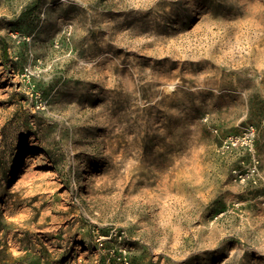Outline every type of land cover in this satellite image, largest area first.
Returning a JSON list of instances; mask_svg holds the SVG:
<instances>
[{
    "label": "rangeland",
    "instance_id": "rangeland-1",
    "mask_svg": "<svg viewBox=\"0 0 264 264\" xmlns=\"http://www.w3.org/2000/svg\"><path fill=\"white\" fill-rule=\"evenodd\" d=\"M126 258L264 264V0H0V264Z\"/></svg>",
    "mask_w": 264,
    "mask_h": 264
},
{
    "label": "built area",
    "instance_id": "built-area-1",
    "mask_svg": "<svg viewBox=\"0 0 264 264\" xmlns=\"http://www.w3.org/2000/svg\"><path fill=\"white\" fill-rule=\"evenodd\" d=\"M218 132V128H214ZM257 138V128L254 124H248L239 134L228 135L222 144L223 149H231L237 146L248 147L251 151L254 149L255 141ZM258 161H255L254 164L245 172L243 170H235V178L238 181L244 182L248 179H255V176L258 173ZM256 181V179H255ZM126 235L125 229L121 227H114L110 230L109 234L106 236L100 235L98 237V242L100 245H105V240L108 238L118 237L123 239ZM123 264H130V261L126 258L123 261Z\"/></svg>",
    "mask_w": 264,
    "mask_h": 264
},
{
    "label": "bare ground",
    "instance_id": "bare-ground-1",
    "mask_svg": "<svg viewBox=\"0 0 264 264\" xmlns=\"http://www.w3.org/2000/svg\"><path fill=\"white\" fill-rule=\"evenodd\" d=\"M31 155H32V154H31ZM31 155H30V156H31ZM32 159H33V158H32V156H31V157H30V161H31ZM30 161H29V162H30ZM28 167H29V166H28ZM24 175H25V174H24ZM34 189H35V188H34ZM16 191H17V190H16ZM18 191H19V190H18ZM33 193H34V192H33ZM25 194H26V192H25ZM31 195H32V194H31ZM26 196H27V195H26ZM12 199H14V198H12ZM12 208H13V207H12ZM29 209H30V208H29ZM24 210H25V209H24ZM26 210H27V209H26ZM21 213H22V212H21ZM29 213H30V212H29ZM29 213H28V214H29ZM23 214H24V213H23ZM31 214H32V213H31ZM18 215H19V214H18ZM19 216H20V215H19ZM19 216H18V217H19ZM16 217H17V216H16ZM18 217H17V219H18ZM26 217H27V216H26ZM14 218H15V217H13V219H14ZM22 218H23V217H22ZM15 219H16V218H15Z\"/></svg>",
    "mask_w": 264,
    "mask_h": 264
}]
</instances>
